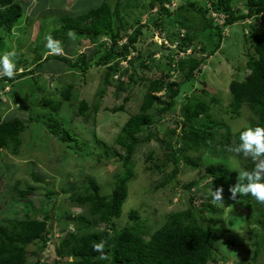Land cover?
Instances as JSON below:
<instances>
[{"label":"rangeland","instance_id":"obj_1","mask_svg":"<svg viewBox=\"0 0 264 264\" xmlns=\"http://www.w3.org/2000/svg\"><path fill=\"white\" fill-rule=\"evenodd\" d=\"M17 1L23 5L24 14L11 32L0 30V54L14 50L18 72L38 67L36 79L41 83L39 85L45 86L42 89L55 94V99L64 100L57 115L63 122L62 128L76 135V139L84 146L83 149L88 148V151L84 155L82 150L80 155L75 154L73 150H77L80 144L77 145L75 140L63 143L44 126L42 121L48 120L50 110L37 102L39 96L34 101L30 99L29 85H33V80L28 79H32L33 75L28 79H17L10 83L11 87L7 85L0 95V113L24 120L27 129L22 133L23 144L19 154L14 155L9 150L0 149V223L5 227H10L9 221L24 217L27 210L31 216L38 218L49 214L53 220L50 224L55 232V239L59 241L62 235L76 228V222L65 224L68 213L72 217L87 216L90 221L95 220L88 207L73 202L71 195L83 191V186L88 185L87 178L98 182L103 195L110 194L116 176L124 173L126 166L123 165V159L113 154L114 151L121 154L125 152L119 149L115 140L122 125L139 111L143 102L149 82L141 78H159L163 73L170 72V80L181 83L176 105L161 123L152 127L162 140L168 139V129L175 127V120L182 106L191 99L193 102L209 105L212 118L229 125L234 134L252 128L251 124L258 120L245 104L240 107L239 113H234L230 109L229 91L232 80H242L249 74L247 54L253 50L250 49L248 35L254 20L236 22L223 27L220 32L217 27L224 23L226 15L223 14L219 0H165L163 3L156 1L153 7L150 5L152 0ZM103 1L108 2L117 12H127L122 14L123 19H116L117 44L128 43L132 35L138 34L136 30L139 24L144 26L139 40L134 43V54L137 56L138 52L141 53L151 67L147 70L138 68L135 81L131 83L129 75H122L124 88L117 87L118 83L114 81L112 85L106 86L101 96L106 66H92L84 77L78 69L69 68L53 55L45 60L44 57L57 54L74 60L83 52L91 55L93 49L99 48L102 43L109 44L111 38L92 41L90 35L71 31L66 41H57L60 45L58 52H52L47 47L48 38L60 27L65 15L85 13ZM129 1L134 7L126 5ZM191 4L203 11L197 12ZM231 6L238 14L247 12L244 0H232ZM210 19L214 20L213 26H208ZM153 21H157L159 25L156 26ZM187 33L193 37L188 52L204 60L192 80H185L180 70H170L175 66L169 65V62L176 61L178 51L181 50H176L175 44L182 40V34ZM160 37L169 39L172 46L170 51L156 44L155 41ZM40 56L44 61L38 66ZM169 56L174 60H170ZM122 64L127 66L126 62ZM69 84L74 86L69 89ZM68 89L71 98L66 100L62 94ZM31 90L37 93L36 89ZM83 99L90 106L87 113H93L89 118L79 114V102ZM97 102L100 107L94 113V104ZM32 117L39 118V122L32 120ZM177 131L179 133V128ZM175 138L176 135L171 141L177 155L181 156V144ZM235 143L236 139L233 137L226 146L218 144L200 151H185L184 157L198 162L197 165L187 164L184 159L178 164L169 160L167 154L171 150L166 147L165 141L152 139L139 145L132 157L133 177L128 183L129 196L123 205L121 217L114 220L116 228L134 224L129 218V212L133 208L137 209L143 228L148 231L144 238L149 240L151 234L166 222L169 213L185 210L192 205L202 207L212 204L217 213L211 215L209 211H204L205 216H212L215 219L214 226L224 228L227 232L220 234L216 260L210 264H264V238H261L262 231L256 222L257 218L249 217L248 208L238 204L239 194L236 199L230 198L229 189L238 183L239 173L244 172L243 168L248 161V157L243 154L228 151L230 147H235ZM68 144L72 145V149ZM105 149L109 150L112 157L109 161L102 155ZM261 163H264L263 158L257 161L258 165ZM213 165L224 166L230 172L223 182L222 205L214 204L208 195L211 189L215 191L221 185L208 172L207 168ZM177 168L178 173L173 175ZM34 175L41 180H36ZM190 184H194L192 188H188ZM28 187L35 188L34 193L28 199L21 200L22 203L19 200L15 202L13 198L18 197V190ZM104 225L105 223H99L94 230H103ZM60 229L65 233L62 234ZM258 240L261 242L259 247L256 246ZM54 242L50 241L42 251L44 264H57ZM36 250L35 245L28 248L30 255ZM258 251L259 254L256 255Z\"/></svg>","mask_w":264,"mask_h":264},{"label":"trees","instance_id":"obj_2","mask_svg":"<svg viewBox=\"0 0 264 264\" xmlns=\"http://www.w3.org/2000/svg\"><path fill=\"white\" fill-rule=\"evenodd\" d=\"M156 1L163 3L165 0H152L151 7ZM244 1L247 12L238 14V11L231 6L232 0H219L223 14L226 16L224 23L217 28L221 32L223 27L236 22L254 20L248 35L251 42L250 49L253 50L247 54L246 65L249 74L242 80L231 81L229 85L230 109L234 113H239L240 107L244 104L247 105V108L258 118L256 122L251 124L252 128L264 127V0ZM131 3L129 1L126 5L134 7ZM191 7L199 13L203 11L202 8L196 7L194 4H191ZM217 9L220 10L219 7ZM123 13H127L126 10L117 12L108 2L103 1L85 13L65 15L60 27L53 31L51 38L54 41H66L71 31L90 35L92 41L102 38L107 40L111 38L112 40L109 44L102 43L99 48L93 49L91 55L83 52L73 60L64 55L49 54L45 56L46 58L44 57V60L52 58L53 55L54 58L64 62L69 68L78 69L84 77H86L90 67L106 66L107 73L100 95L103 96L106 86L112 85L114 81H117V87L123 89L122 75H129V82L131 83L135 81L134 77L138 68L147 70L148 67H151L146 63V59L141 53L138 52L137 56L134 54L136 49L134 43L139 40L141 30L144 27L141 23L136 30V34H138L132 35L128 43L117 44L116 19H123ZM23 14L24 7L17 0H0V30L11 32ZM213 21L210 19L208 26H213ZM153 23L156 26L159 25L157 21H153ZM192 38L188 33L184 37L181 45L184 46L185 50L191 47ZM202 51L205 49L202 48ZM42 56L37 60L40 62L38 66H41L44 61ZM152 56L154 55L152 54ZM197 57L194 54L187 55L170 70H180L184 74L185 80H192L195 71L201 67L204 61ZM169 59L172 60L173 57L169 56ZM123 62H126L127 66L123 65ZM19 64H21V58ZM169 65L171 67L172 63L169 62ZM37 70V66L34 70L25 72H18V68H16L15 78H0V95L7 85L10 86V83L25 77L28 79L33 75L32 79H28L33 80V85H29L30 99L34 101L39 96L37 102L50 110L48 120L42 121L44 126L51 135L63 143L67 144L75 140L77 145L80 144V147L73 150L74 153L80 155V150H82V155H84L88 148L83 149L84 146L76 139V135L68 129H63L62 120L57 118L64 100L55 99V94L48 92V89H42L45 86L39 85L41 83L36 79L38 77ZM170 76V72H165L159 78H141V80L149 82L143 102L140 104L139 111L131 115L122 125L115 140L119 149L124 150L125 153L121 154L114 151L113 155L123 159V165L126 166V169L124 173L116 176L111 193L103 195L98 182L93 178H87L88 185L83 186V191L74 192L71 195L73 202L82 207H88L95 220L90 221L87 216L72 217L69 213L65 214V224L76 222V228L75 231L62 235L58 241L55 239V232L50 224L51 221L53 222L51 215L43 214V218H38L31 216L27 210L23 215L24 217H17V219L9 221L10 227H5L0 223V264H44L42 251L48 247L50 241H55L54 252L57 257V264H210L216 260L217 242L220 239V234L227 232V230L214 226L215 219L212 216H205L204 211H209L211 215L217 213L212 204H205L202 207L192 205L185 210L169 213L166 222L151 234L149 240L144 238V234H147L148 231L144 230V224L137 209L133 208L129 212V218L134 224L124 225L120 229L115 226L114 220L121 217L123 205L129 196L128 183L133 177L132 157L139 145L152 139L158 142L165 141L166 147L171 150V153L167 154L169 160L178 164L181 159H184L187 164L197 165L198 162L184 157L183 153L185 151H200L218 144L226 146L233 137L236 139L235 146L240 143L239 134L244 130L234 134L229 125L222 120L212 118L209 114V105L203 102H193L192 99L182 106L179 116L175 120V127L168 129L166 134L168 139L162 140L158 132L152 130V127L163 121L166 114L176 105V100L180 94L181 83L170 80ZM73 86V84H69V89ZM31 88L36 89L37 93L33 92ZM41 89L42 92L40 93ZM69 89L62 94L66 100L71 98ZM87 102L85 99L79 102V114L89 118L93 113H87L90 108ZM99 107V102L95 103L93 112L97 113ZM31 119L39 122V118L32 117ZM26 129L27 124L24 120L18 117H6L0 113V149L9 150L14 155L19 154L23 144L22 133ZM144 132L147 133L141 138ZM175 135L177 143L181 144V156L177 155V150L171 141ZM67 146L72 149V145L68 144ZM109 154V150L106 149L102 152L108 161L112 158ZM257 161L248 157L243 170L252 172L258 166ZM207 169L213 175V180L220 182V188H223V182L229 177V170L224 166L217 165ZM177 173L178 168L173 175ZM34 178L41 180L35 175ZM193 185H188V188H192ZM34 190L33 187L19 189L18 197L13 199L15 202L17 200L21 202L23 199H28ZM237 201L239 205H245L248 208L249 217L255 216L257 218L256 222L261 227V238L263 239L264 203L257 202L250 194L239 195ZM26 207L28 209V204ZM99 223H105V228L94 230ZM60 231L64 232L61 229ZM260 243L258 240L256 246L259 247ZM31 245H35L37 248L31 254L34 256L28 252ZM96 245H102L104 259L100 258L101 252L96 251ZM258 254L259 251L256 255Z\"/></svg>","mask_w":264,"mask_h":264},{"label":"clouds","instance_id":"obj_3","mask_svg":"<svg viewBox=\"0 0 264 264\" xmlns=\"http://www.w3.org/2000/svg\"><path fill=\"white\" fill-rule=\"evenodd\" d=\"M184 37H182V40L179 41V44L175 48L176 50H181L178 51L179 56L176 57V61L172 63L174 66L177 65L180 59L190 55L188 51L191 47L185 50L184 46L181 45ZM155 42L156 44L158 43L157 41ZM158 45L162 47L159 43ZM47 47L52 52H58L60 50L59 42L54 41L51 37L48 38ZM165 48H168L169 51L172 49V47ZM15 57L16 52L14 50L0 54V76L9 79L15 77L17 74ZM239 141L240 143L237 146L230 147L228 151L236 154L242 153L245 157H251L254 161L264 158V127L247 128L241 131L239 134ZM229 192L231 199H236L237 194L240 196L250 194L257 202L264 203V163L259 164L252 172L244 171L239 173L238 183L230 187ZM208 195L214 204H224L223 188H218L215 191L211 189ZM63 233H65V231L62 232V234ZM95 248L96 251L101 252L100 258L104 259L102 245H96Z\"/></svg>","mask_w":264,"mask_h":264},{"label":"built area","instance_id":"obj_4","mask_svg":"<svg viewBox=\"0 0 264 264\" xmlns=\"http://www.w3.org/2000/svg\"><path fill=\"white\" fill-rule=\"evenodd\" d=\"M185 36V34H182L181 35V37H184ZM157 42L160 44V45H162V46H164V47H172L171 46V43L169 42V39L167 38V37H165L164 39H162L161 37L157 40ZM179 44V42H177L176 44H175V46L177 47V45ZM190 51V50H189Z\"/></svg>","mask_w":264,"mask_h":264}]
</instances>
